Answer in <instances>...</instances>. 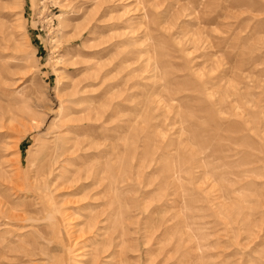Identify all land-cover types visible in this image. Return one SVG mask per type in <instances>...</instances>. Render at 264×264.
<instances>
[{
	"label": "rangeland",
	"instance_id": "obj_1",
	"mask_svg": "<svg viewBox=\"0 0 264 264\" xmlns=\"http://www.w3.org/2000/svg\"><path fill=\"white\" fill-rule=\"evenodd\" d=\"M0 264H264V0H0Z\"/></svg>",
	"mask_w": 264,
	"mask_h": 264
}]
</instances>
